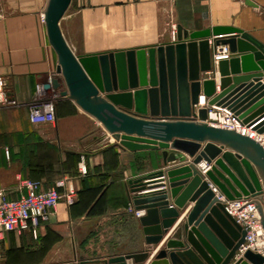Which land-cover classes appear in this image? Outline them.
Segmentation results:
<instances>
[{"label": "water", "instance_id": "water-1", "mask_svg": "<svg viewBox=\"0 0 264 264\" xmlns=\"http://www.w3.org/2000/svg\"><path fill=\"white\" fill-rule=\"evenodd\" d=\"M71 2L48 0L43 12L58 59L60 78L51 80L53 87H62L60 97L72 100L124 148L161 149L165 166L179 162L132 183L146 247L105 264H141L152 250L148 264H264L260 252L240 253L246 231L226 208L250 200L264 230V44L235 26L178 27L169 43L77 56L61 29ZM220 46H228L230 58L215 66L212 54ZM203 101L228 108L256 138L212 125L207 108H196ZM159 188L164 189L139 194Z\"/></svg>", "mask_w": 264, "mask_h": 264}, {"label": "crops", "instance_id": "crops-1", "mask_svg": "<svg viewBox=\"0 0 264 264\" xmlns=\"http://www.w3.org/2000/svg\"><path fill=\"white\" fill-rule=\"evenodd\" d=\"M47 1L0 0V77L5 93L16 101L0 106V188L18 199L25 192L21 181L30 179L44 189L73 194L74 203L61 200L36 234H5L0 264H96L91 258L106 260L146 247L131 201L132 183L179 162L165 166L161 149L124 148L72 100L59 96L62 87L51 84L60 76L44 21ZM213 26L238 27L264 44V0H72L61 21L77 56L165 44L178 27ZM56 94L55 121L33 123L29 112L38 96ZM168 152L190 160L184 152ZM60 181L64 186H57Z\"/></svg>", "mask_w": 264, "mask_h": 264}, {"label": "built area", "instance_id": "built-area-1", "mask_svg": "<svg viewBox=\"0 0 264 264\" xmlns=\"http://www.w3.org/2000/svg\"><path fill=\"white\" fill-rule=\"evenodd\" d=\"M174 34V32H173ZM174 39V38H173ZM230 58L228 46H220L212 54V62L216 66L221 60ZM211 77V74L208 73ZM60 96V95H59ZM38 100L30 108L29 117L35 124L53 123L55 121L54 98ZM16 101L10 99L4 91V81L0 77V106L15 105ZM205 106L208 111V121L215 126L237 130L244 134H250L256 138L255 133L247 130L234 114L226 107L208 105L206 101L200 102L196 108ZM202 172L206 173L209 167L202 165ZM64 186V181L57 184ZM21 188L25 191L18 199H12L7 192L0 188V241L9 232L31 230L36 234L37 228L43 221H47L61 200L68 204L74 203L71 193H60L57 187L44 189L40 182L25 179L21 181ZM227 211L235 221L246 231L245 243L240 248V253L248 249L264 254V230L260 216L254 203L248 199H239L227 203ZM137 216L142 211H136Z\"/></svg>", "mask_w": 264, "mask_h": 264}, {"label": "rangeland", "instance_id": "rangeland-1", "mask_svg": "<svg viewBox=\"0 0 264 264\" xmlns=\"http://www.w3.org/2000/svg\"><path fill=\"white\" fill-rule=\"evenodd\" d=\"M151 253H152V255H149L148 258H147V260L144 261V262H142L141 264H148V263L151 261V259H154V257L152 258V256H153V253H155V250H152ZM91 259L96 260V261H97L96 264H97V263H98V264H105V263H107V261L109 260V258H106V260H101L102 258H98V257H94V258H91ZM99 259H100V260H99ZM149 259H150V260H149ZM130 263H131V261H130Z\"/></svg>", "mask_w": 264, "mask_h": 264}, {"label": "bare ground", "instance_id": "bare-ground-1", "mask_svg": "<svg viewBox=\"0 0 264 264\" xmlns=\"http://www.w3.org/2000/svg\"><path fill=\"white\" fill-rule=\"evenodd\" d=\"M150 260V259H149Z\"/></svg>", "mask_w": 264, "mask_h": 264}]
</instances>
